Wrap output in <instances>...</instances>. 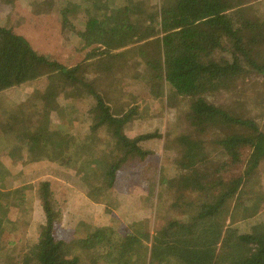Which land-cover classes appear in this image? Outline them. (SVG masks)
<instances>
[{"label": "trees", "instance_id": "16d2710c", "mask_svg": "<svg viewBox=\"0 0 264 264\" xmlns=\"http://www.w3.org/2000/svg\"><path fill=\"white\" fill-rule=\"evenodd\" d=\"M73 1L58 7L36 0L31 10L39 16L46 4L58 17L65 47L81 48L76 27L83 22L82 35L100 48L35 81L19 102L5 87L25 59L17 75L10 46L21 41L30 55L33 48L14 33L27 19L16 0H0V157L19 148L29 163L85 170L90 198L108 213L121 205L111 191L119 174L138 171L148 188L142 205L156 206V219L124 233L80 221L70 242L54 231L52 180L37 191L0 185V236L31 199L41 200L46 216L23 250L0 249V264H264V212L245 215L264 200V0H114V9L108 0ZM126 87L146 91L153 106L166 107L167 94L174 99V137L128 136L139 105L116 112L106 102L110 89ZM66 100L72 103L64 106ZM100 134L112 141L107 154L98 149ZM153 140L176 153L175 161L148 166L157 157L146 146ZM246 149L241 173L223 176L218 159L241 167Z\"/></svg>", "mask_w": 264, "mask_h": 264}, {"label": "rangeland", "instance_id": "374dc122", "mask_svg": "<svg viewBox=\"0 0 264 264\" xmlns=\"http://www.w3.org/2000/svg\"><path fill=\"white\" fill-rule=\"evenodd\" d=\"M27 1L16 0L15 2L16 11L27 18L26 23L19 27L17 32L32 45V55L28 52L25 53L27 47L21 41H12L10 47H12L14 57L11 55L10 62L13 66H17L15 68L17 75L21 60H25L22 73L18 75L17 79H15V74L9 76L5 87V93L19 102L33 93L36 85L35 81L44 79L47 75L56 72L59 66L73 67L77 65L85 60L90 52L100 48V44L94 38L88 39L82 35L83 22H79L76 27L78 36L84 40L81 48L64 46L60 34L61 24L58 17L49 12L46 4L61 7L73 0H46V4L43 6L45 12L39 16L34 15L33 10H31L32 4L36 0L29 1V6H26ZM73 2H76V0ZM115 3L114 0H108L111 9L116 8ZM12 9L15 8L12 7ZM46 30L48 31L49 40L44 41ZM33 53L35 54L33 55ZM141 92L142 90L139 87H126L122 91L110 89L106 96V102L116 112H122L134 106L135 103L139 105V116L134 120V125L130 130H127L128 136L134 137L142 131H149L150 133L161 132L163 135H170V138L174 137L175 117L177 115V107H172L174 99L167 94L169 104L166 103V107L162 108L160 103L153 106L149 94L146 91H144L146 94H141ZM83 101L79 104H82ZM64 103L67 105L72 102L66 100ZM87 108L88 103L85 101L81 105V109L87 110ZM154 108L157 110L152 112ZM55 119H57L56 116ZM140 125H144L145 130H139ZM52 135H47V140H50ZM97 139L98 149L105 154L109 153L112 147L111 139L105 138L104 134H100ZM163 145V141L160 142L159 140H153L146 145L148 149L157 154L156 158L146 161L148 166L158 167L165 165L167 162L175 161L177 154L165 152ZM20 150L19 148L18 150H11L0 157V185L4 186L3 189L7 191L21 187H26L30 191H37L41 181L45 179L52 180L53 191L50 202L59 216L54 229L58 239L70 242L75 240L76 226L84 220L95 226L111 225L119 232L124 233L129 230L133 223L142 221L145 217L156 219V206L151 208L150 205L149 208H146L144 204L142 205L141 197L148 194V188L138 171L135 173L131 171L127 173V176L119 174L111 191L114 193V199H118L121 205L120 207L110 206V212L108 213L104 204H97L90 198L89 195L93 191L87 185L88 175L85 170L80 172L75 167H70V170H68L51 161L29 163L23 151ZM250 152V149L242 152L243 158L241 161L243 165L238 168L234 166L231 159L219 158L220 167H226V171L222 175L229 177L233 174H240L243 167H245ZM237 171L240 172L237 173ZM262 199L259 197L254 201V205L248 206L245 215L249 219L256 218L258 214L264 212L261 209L264 203V200L261 201ZM29 204L31 205H27L15 217L12 229L0 236V249H14V251L19 252L26 247L31 238H36L39 224L45 223L46 216H44L43 204L40 199H31ZM263 217L262 220H264Z\"/></svg>", "mask_w": 264, "mask_h": 264}, {"label": "crops", "instance_id": "0c3cea01", "mask_svg": "<svg viewBox=\"0 0 264 264\" xmlns=\"http://www.w3.org/2000/svg\"><path fill=\"white\" fill-rule=\"evenodd\" d=\"M18 29H19V28H16V29H15V31H14V33H16V34H18V35H19V33L17 32V31H18ZM60 34H61V33H60ZM30 95H31V94H30ZM28 96H29V95H28ZM28 96H27V97H28ZM27 97H26V98H27ZM26 98H25V99H26ZM25 99H22L20 102H22V101H23V100H25Z\"/></svg>", "mask_w": 264, "mask_h": 264}]
</instances>
